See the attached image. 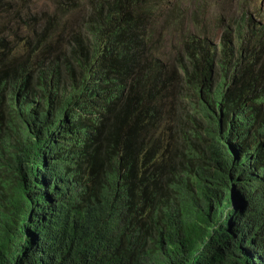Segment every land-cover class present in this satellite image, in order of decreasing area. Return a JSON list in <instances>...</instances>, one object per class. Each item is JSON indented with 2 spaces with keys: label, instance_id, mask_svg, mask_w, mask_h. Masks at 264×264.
Here are the masks:
<instances>
[{
  "label": "trees",
  "instance_id": "obj_1",
  "mask_svg": "<svg viewBox=\"0 0 264 264\" xmlns=\"http://www.w3.org/2000/svg\"><path fill=\"white\" fill-rule=\"evenodd\" d=\"M0 264H264V0H0Z\"/></svg>",
  "mask_w": 264,
  "mask_h": 264
},
{
  "label": "rangeland",
  "instance_id": "obj_2",
  "mask_svg": "<svg viewBox=\"0 0 264 264\" xmlns=\"http://www.w3.org/2000/svg\"><path fill=\"white\" fill-rule=\"evenodd\" d=\"M78 1H80L81 3H83L84 5L86 4V2H87V0H78ZM52 9L50 6H49V4L46 2V4H43V2H41V3H39V4H37L36 6H34V10H32V11H35V12H39V11H41V10H43V9Z\"/></svg>",
  "mask_w": 264,
  "mask_h": 264
},
{
  "label": "clouds",
  "instance_id": "obj_3",
  "mask_svg": "<svg viewBox=\"0 0 264 264\" xmlns=\"http://www.w3.org/2000/svg\"><path fill=\"white\" fill-rule=\"evenodd\" d=\"M239 203V200L236 198L235 194L233 192H230V200H229V205L228 208H233Z\"/></svg>",
  "mask_w": 264,
  "mask_h": 264
}]
</instances>
